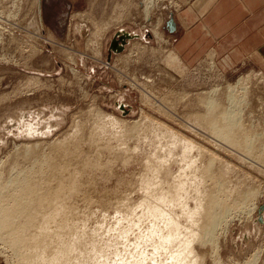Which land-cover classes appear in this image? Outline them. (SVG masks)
Listing matches in <instances>:
<instances>
[{
  "label": "rangeland",
  "instance_id": "1",
  "mask_svg": "<svg viewBox=\"0 0 264 264\" xmlns=\"http://www.w3.org/2000/svg\"><path fill=\"white\" fill-rule=\"evenodd\" d=\"M46 1H49L50 5L58 4V7L66 6L65 12L70 5L76 6V0H42L43 6ZM142 1L144 0H80L78 8L75 7L76 9L69 13L66 23L60 27L62 33L54 34L44 25L43 19L41 20L43 16L40 0H0V181L6 184L11 177H17L19 172L23 175L21 171L30 173L37 170L43 161L42 157L45 159L44 155L50 154L48 145L52 144L56 148L63 143V146H69V149L65 148V154L63 149L60 153V150H57L59 147L54 149L51 146L57 150L55 155L58 152L57 156H60L58 160L51 150L50 157L57 158L54 163L56 167L52 166L55 169L60 167V171L66 167L61 174L51 166L56 174H61H54L52 178L57 176L58 179V176L62 177L63 174V179L65 174L70 177L66 176L67 181L64 179V182H57L56 186L60 189L54 187L56 182H53L52 178V181L50 180L53 182L49 185L51 192L58 191L63 195V190H70V193L65 191L63 197L54 192L58 193L57 196L60 195L61 200L67 198L60 202L63 205L59 212L62 217L59 218L58 215L59 219H55V223H64L68 219V222L71 220L74 223L73 225L66 221L68 224L65 226L72 229L67 228L69 232L77 229L75 234L78 232L77 234L94 236V241L97 240L95 243H99L103 248L95 243V247L86 246V251L94 249L93 253L97 256L96 259L94 255H90L93 258L90 264H96L101 253L100 259L106 256L103 258L104 264L106 259V264H153L149 263L151 259H155L154 264H160V261L169 262L173 251L169 250L168 245L160 248L161 250L158 248L159 251L154 248L153 240L157 238V242L158 237L150 231L156 229L157 225L164 228L170 222L166 220L170 219L172 214L175 219L177 215L178 218L183 217L182 220L176 219L179 221L176 222L181 224L180 227L184 228L185 224L190 227V223L185 222L189 220L186 212L194 209V206H197L195 204H200L203 191L214 186L213 182L228 180L225 184L227 190L224 189L226 192L223 190V193L227 195L228 192L229 197L226 196L224 202L234 201V197H237L234 191L248 192L251 196L258 193V196L255 195V198L250 200L257 205L252 218L248 219L245 215L236 216L225 233L220 231L217 243L218 260L214 257L216 255H211L210 244L203 246L194 243L191 246L198 256L205 254L204 262L200 264H214V258L217 264H264V71L248 61L223 71L217 66L212 53L191 66L176 56L183 65L182 69L168 64L165 57L174 52L170 48L171 31L168 22L173 11L178 9L176 1ZM147 4L151 10L149 17L146 15ZM62 13L63 11L53 12L52 16L59 14V17ZM158 21L160 27L157 28V34L159 33L161 41L158 36H153V28ZM123 32L129 33V37H124L122 43ZM113 41H116V46L122 44L120 51L112 48ZM236 91L237 99H228L230 92L235 94ZM200 94L216 105L214 114L221 117L223 122L246 130L245 138L248 137L249 145L253 144L250 145V155L239 147L234 148L225 143L214 133L211 134L199 119L191 117L195 113L203 115L207 112V109L199 104L202 98ZM182 97L184 100H181ZM95 106L96 109L93 108ZM97 108L101 111V117H96L99 115L96 113ZM22 113L26 116L19 117ZM144 115H149L152 123H148L150 119L147 121ZM111 117L118 122L111 123ZM101 118L108 119L110 123L108 120H100ZM135 121L136 126L138 121L140 125L132 126L131 131L129 128ZM155 121L163 123L168 130L158 126ZM129 130L131 134L128 133ZM181 135L193 145L187 146ZM28 145L32 146L28 155L30 157L21 156V148ZM198 145L202 151L212 152L222 161H216L212 165L215 166L213 172L219 175H216V181L212 179L216 178L213 172L212 178H202L195 171L196 168L202 167V164V168L206 167L209 162V157L198 149ZM39 156L42 158L41 162ZM61 161L66 165L64 162L60 163ZM219 163L228 167L224 168ZM44 166H41L43 171L46 168H43ZM187 168H193L192 171L197 177L191 170L186 173L185 170H189ZM181 169L183 171H180ZM182 173L184 175L180 177ZM175 175L179 176L177 182L181 178L183 182L186 178V185L189 183L187 189L181 190L183 195L177 201L178 205L184 206V210L174 202L166 203L167 208L172 205L169 208L171 211L167 209L168 214L164 212L163 215L166 207L160 208L165 205H161V211L152 209L156 204L153 202V206L150 201L151 204L145 203L148 202L145 196L150 197L148 192L158 191L156 194H160V187L161 190L166 189V180L173 179L172 176ZM153 178H156V184ZM68 179H71L70 184ZM150 179L154 184L152 186L156 188L151 186L149 189L153 188L155 191H147L148 185L152 184L148 183ZM159 180L165 181L162 182L164 184ZM144 181L148 183L144 184L145 193L141 190ZM59 184L63 185V190ZM196 188L198 191L203 190V193H197ZM73 189H76V192L73 193ZM142 193L146 195L143 197ZM220 195L225 196L221 193ZM198 197L201 198L200 202ZM143 198L144 204L141 200ZM186 206L189 207L186 208L188 211ZM150 208L151 211L158 212V215L152 214ZM144 209H148L151 214ZM172 209L175 210L174 213ZM182 210L184 214H181ZM159 215L167 218L162 219ZM38 216L40 217L41 213H38ZM155 218L159 224L154 221ZM153 222L154 226H151ZM165 222L167 224H164ZM53 224H49L52 226L49 227L52 232L55 231L53 226L57 227ZM76 224L80 228H76ZM149 227H152V230ZM147 229L152 238H148ZM85 231L88 233L85 234ZM184 231L185 229L182 230ZM122 233L126 235L122 237ZM98 248L103 251L97 255ZM23 253V250L14 249L10 242H0V264H18V255ZM100 259L97 262L101 264Z\"/></svg>",
  "mask_w": 264,
  "mask_h": 264
},
{
  "label": "bare ground",
  "instance_id": "2",
  "mask_svg": "<svg viewBox=\"0 0 264 264\" xmlns=\"http://www.w3.org/2000/svg\"><path fill=\"white\" fill-rule=\"evenodd\" d=\"M145 1H147V0H144V1H142V2H145ZM169 1V0H168ZM171 1V0H170ZM146 3V2H145ZM148 3H149V1H148ZM155 3H157V1L155 2ZM158 4H159V2H158ZM157 4V5H158ZM170 4V3H169ZM175 4V3H174ZM149 4H147L146 6H148ZM151 5V4H150ZM171 5V4H170ZM154 6H156V5H154ZM143 7V6H142ZM146 8V15L148 14V17H149V11H151V10H149L150 8H149V6L148 7H145ZM152 8H154L153 7V4H152ZM154 11V10H153ZM142 12H144V10L142 11ZM145 13V12H144ZM143 13V14H144ZM151 13V12H150ZM146 18H147V16H146ZM162 18V17H161ZM13 19V18H12ZM118 19V18H117ZM118 21V20H117ZM10 22V21H9ZM151 22V21H150ZM162 22H163V20H162ZM149 23V22H148ZM96 25V24H95ZM150 25V24H149ZM97 26V25H96ZM105 26V25H104ZM151 26V25H150ZM159 27H160V21H158V23H157V25H155L154 26V35L153 36H155V37H157L158 35H159V33L157 34V28L159 29ZM98 28V27H97ZM151 30V29H150ZM98 31V30H97ZM152 32V31H151ZM97 33V32H96ZM97 35V34H96ZM162 36V35H161ZM14 37V36H13ZM99 37H101V36H99ZM158 39H159V36H158ZM160 41H161V39H159ZM163 40V39H162ZM138 48V47H137ZM144 49V48H143ZM132 55V54H131ZM166 62L169 64L170 63V65H173V66H175L177 69H182V67H183V65L180 63V61L178 60V58L176 57V55H175V53L174 52H171V53H169L166 57ZM213 58H214V56H213ZM212 61V60H211ZM182 65V66H181ZM185 68V67H184ZM181 72V71H180ZM179 72V73H180ZM183 72V71H182ZM178 73V72H177ZM31 81H32V79H31ZM148 81V80H147ZM137 83V82H136ZM239 84V83H238ZM174 93V92H173ZM184 93V92H183ZM183 93H181V94H183ZM233 93V92H232ZM231 92H230V94L228 95V99H230V100H235V99H237V97H238V95H236L237 94V91H236V93L235 94H232ZM184 94H186V93H184ZM244 94H245V92H244ZM180 95V94H179ZM190 95V94H189ZM201 95V94H200ZM178 96V95H177ZM182 96H185V95H182ZM186 96H188V93H187V95ZM196 96H198V95H196ZM243 96V95H242ZM180 97H181V95H180ZM194 98H195V96H193ZM198 97H200V96H198ZM201 97H202V95H201ZM184 97H182V99L181 100H184L183 99ZM186 98V97H185ZM197 98V97H196ZM144 99V98H143ZM145 100V99H144ZM242 100V99H241ZM148 101V100H147ZM179 101H180V98H179ZM198 101H199V99H198ZM259 101V100H258ZM145 102V101H144ZM147 104H148V102H146ZM264 103V102H263ZM199 104H201V105H203L207 110V112H205V114H203V115H201V114H196L195 113V115H192L191 117H193V118H195V119H199L201 122H202V124H204L205 125V128H207L209 131H210V133L212 134V133H214L215 134V136H217L218 138H220V139H222V141H224L225 143H227V144H229V145H231V146H233L234 148L236 147V148H241V149H243V151L245 152H247L248 154L249 153H251V150H249L250 149V145H253V144H248V137L247 138H245L247 135H246V133H245V135H244V132H246V130L243 128V129H241V128H234L233 126H231V125H229V123H227V122H223L222 120H221V117H219V116H216L214 113V108L216 107V105L213 103V102H211V101H209V99L208 98H205V95L202 97V98H200V103ZM151 106V105H150ZM215 106V107H214ZM260 106H261V104H260ZM93 108H95L96 109V106L95 107H93ZM94 109V110H95ZM98 109V108H97ZM91 110H93L92 109V107H91ZM99 110V109H98ZM98 110H96L95 112L96 113H99V115L98 116H96V115H94L95 113H91V114H93L94 116H96V117H99L100 116V113H101V111L99 110V112H98ZM90 112V111H89ZM91 112H93V111H91ZM192 113H190V115H191ZM194 114V113H193ZM102 115V118H103V113L101 114ZM146 115V114H145ZM145 115H144V117H145ZM22 116H26V114H21L19 117H22ZM149 115H147L144 119H146L147 121H148V119H150V121H148V123H152L151 122V118H149L148 117ZM151 116V115H150ZM186 116H187V114H186ZM101 117V116H100ZM154 117V116H153ZM188 117V116H187ZM102 118L100 119V120H102ZM104 118H106L105 117V115H104ZM107 118H108V116H107ZM110 118V117H109ZM112 118V122L111 123H113V122H118V120L117 121H114V119H113V117H111ZM99 119V118H98ZM143 119V120H144ZM154 119V118H153ZM96 120H97V118H96ZM107 120L108 119H104V120H102V121H106L107 122ZM157 120V119H156ZM102 121H100V122H102ZM109 121V120H108ZM145 121V120H144ZM99 122V123H100ZM146 122V121H145ZM98 123V124H99ZM109 123H110V121H109ZM135 123H137L136 121L135 122H133L132 123V125L130 126V130L132 131L133 129H131V127L132 126H134V127H139L138 125H140L139 123H140V121H138V124H137V126H136V124ZM147 123V122H146ZM155 123L156 124H159L158 126H163L164 127V125H162V124H160V123H158L157 121H155ZM154 123V124H155ZM120 124V123H119ZM118 124V125H119ZM134 124V125H133ZM142 124V123H141ZM144 124V123H143ZM185 124V123H184ZM201 124V125H202ZM123 125H125V123L123 124ZM198 125H199V123H198ZM103 126V125H102ZM126 126V125H125ZM146 126V125H145ZM165 126H167V125H165ZM127 127H128V124H127ZM169 127V126H168ZM79 128V127H78ZM124 128H126V127H124ZM123 128V130H125ZM143 128V127H142ZM154 128V127H153ZM189 128V127H188ZM246 128V127H245ZM135 129V128H134ZM137 129V128H136ZM163 129H165V127L163 128ZM38 130V129H37ZM127 130V129H126ZM128 131V133L129 132H131V131ZM142 130V129H141ZM166 131L168 130V128L167 129H165ZM171 130V129H170ZM169 130V131H170ZM35 131V130H34ZM164 131V130H163ZM172 131V130H171ZM141 132V131H140ZM216 133H218V134H216ZM248 133V132H247ZM129 134H131V133H129ZM249 134V133H248ZM162 136V135H161ZM163 136H164V132H163ZM250 136H252V135H250ZM119 137V136H118ZM181 137H183L182 135H181ZM250 138V137H249ZM183 139H184V141L185 142H187V146H188V144L191 146V145H193L192 144V142L191 141H189V139L187 140L186 138H184L183 137ZM178 140V139H177ZM256 141H258V139L256 140ZM260 141H261V139H260ZM66 142V141H65ZM253 143V142H252ZM61 144V143H60ZM67 144V143H66ZM258 144H259V142H258ZM257 144V145H258ZM56 145V144H55ZM58 145V144H57ZM56 145V146H57ZM64 145H65V143H64ZM184 145H185V143H184ZM183 145V146H184ZM22 146V145H21ZM49 147H50V154H51V150H53L52 151V153H54L53 155H55V153H56V151L58 150H60V153H61V149H63L62 151H63V153L66 151L65 150V148H68L66 145L65 146H63V143L60 145V147L59 146H57V147H59L60 149H58L57 147V150L55 151L54 149H56L55 148V146L53 147L52 146V144L51 145H48ZM54 148V149H52V147ZM64 148H63V147ZM30 147H32L31 145H30ZM30 147H29V145L28 146H24V147H22L21 149H22V152H20L19 154H21V153H23V154H21V156L23 155V157H27L28 155H29V152H31L30 151ZM34 147V146H33ZM197 147V146H196ZM249 147V148H248ZM252 147V146H251ZM18 148V147H17ZM36 148V147H35ZM188 148V147H187ZM34 149V148H33ZM69 149V148H68ZM198 149L200 150V151H202L201 150V147H199V145H198ZM55 151V152H54ZM69 151V150H68ZM250 151V152H249ZM254 151V150H253ZM19 152V151H18ZM67 152V151H66ZM202 152H204V155H207L208 157H209V159H208V161L209 162H207V166H206V164H205V166L206 167H204V168H202L203 167V164H202V167H200V168H196L195 169V171H197V174L200 176V177H202V176H204V178L206 177H209V178H212V172H213V168L215 167H212V165H214V163L216 162V161H218V162H221L222 163V161L221 160H219V158H218V156L217 155H215V154H213L212 152H209V151H206V150H204V151H202ZM245 152V153H246ZM198 153V152H197ZM246 153V154H247ZM253 153V152H252ZM50 154H48L49 156H47V155H44V156H46L45 157V159H44V157H42L43 158V161L41 160L42 158L39 156V161L41 162V165H39L40 167L41 166H44L43 168H45L44 170L45 171H43V169H42V167L40 168L39 166V168L36 170H32V172H25L26 170H24L23 172L25 173H23L22 171H21V173L23 174V175H21V174H17L18 176L16 177V175H15V177L12 179V177L10 178V181L8 182V183H6V184H4V183H2L1 181H0V242H10V244H11V246L14 248V249H16V250H23L24 251V253H23V255H21V254H19L18 255V264H90V262H91V260H93V258H91V256H93L95 253H93V251H94V249L92 248V247H95L94 245L96 244L97 246H98V244L97 243H95L97 240H96V238L98 237V236H95L96 238H95V240L96 241H94V236L93 237H90V236H85V235H81V234H75V230H77V229H73V232H69V230H66L67 228H70V227H68V226H65V225H67L68 223H72L71 222V220H69L70 222H68V219L63 223L62 221H60V222H58V224H56L55 223V219L57 220V219H59L60 217H62L61 215H60V208H63L62 206V201L64 200L65 201V199H67L66 197L65 198H62L63 200H61V197H63V195H65L64 194V192L65 191H67L68 190V193H70L69 191V188H67V190H63L64 189V187H63V185H60V187L62 186L63 188H62V190L64 191H61V192H63L62 194L63 195H61V193H59L58 191H53V192H51L52 191V188H51V190H50V180L52 181V179L54 180L53 182H56L55 183V188H59V187H57L58 185H57V182L58 183H60V181H67V178H70V177H68L66 174H65V180L62 178V177H64L63 175H62V177H60L61 176V174H62V172L66 169V167H64V168H62L63 170H61L60 171V167H59V164H57V166L59 167V168H57V169H59V170H57V169H55V165L56 164H54V163H56L55 162V160L58 158V157H60L59 155L57 156V154H59L58 152H57V154L55 155V157H57V158H53V156L52 157H50ZM65 154V153H64ZM61 155V154H60ZM199 155V154H198ZM203 155V156H204ZM250 155V154H249ZM253 155V154H252ZM196 156V155H195ZM202 156V157H203ZM28 157H30V156H28ZM36 157V156H35ZM63 157H64V155H63ZM62 157V158H63ZM66 157H67V155H66ZM66 157H65V159H66ZM202 157H200V158H202ZM205 157V156H204ZM203 157V158H204ZM193 158V157H192ZM198 158H199V156H198ZM202 158V159H203ZM207 158V157H206ZM258 158V157H257ZM263 159H264V156L262 157ZM36 159V158H35ZM64 159V158H63ZM58 160H60L59 158H58ZM201 160V159H200ZM254 160V159H253ZM256 160H258V159H256ZM37 161V160H36ZM195 160H193V162H194ZM204 161V160H203ZM255 161V160H254ZM259 161V160H258ZM64 162V161H63ZM63 162L61 161L60 163H62L63 164ZM59 163V162H58ZM66 163H67V161H66ZM221 163H219V164H221ZM226 163V162H225ZM33 164V163H32ZM36 164H39V163H37L36 162ZM42 164H44V165H42ZM64 164H65V162H64ZM195 164H196V162H195ZM227 164H229V163H227ZM34 165H35V163H34ZM55 166V167H53V166ZM61 165V164H60ZM66 165V164H65ZM64 165V166H65ZM159 165V164H158ZM189 165V164H188ZM222 166H223V164H221ZM33 166V165H32ZM37 166V165H36ZM35 166V167H36ZM51 166L55 169V171H60L61 172V174H60V172L58 173L60 176H58L60 179L62 178V180H59L58 181V179H57V176H56V178L54 179V178H52L53 176H55V175H58V174H56L52 169L53 168H51ZM146 166V165H145ZM201 166V165H200ZM224 166H227V165H225L224 164ZM223 166V167H224ZM231 166V165H230ZM61 167H63V166H61ZM156 167V166H155ZM159 167V166H158ZM161 167V166H160ZM186 167H188L187 165H186ZM191 167H193V166H191ZM228 167V166H227ZM226 167V168H227ZM34 168V167H33ZM194 168H195V166H194ZM225 168V167H224ZM234 168V167H233ZM48 169H50V170H48ZM156 169H158L157 167H156ZM187 169H189V168H187ZM163 170V169H162ZM166 170V169H165ZM192 171L193 170V168L191 169H189V170H185V172L187 173V171ZM226 170H228V169H226ZM226 170H223V171H226ZM13 171V170H12ZM66 171H68V170H66ZM66 171L64 172V173H66ZM156 171V170H155ZM180 171H183V169H181ZM190 171V172H191ZM222 171V170H221ZM222 171V172H223ZM14 172H16L15 170H14ZM161 172V171H160ZM185 172H183V173H185ZM193 172V171H192ZM226 172H228V171H226ZM13 173V172H12ZM69 173H70V171H69ZM69 173H68V175H69ZM162 173V172H161ZM182 173V175H180V177L181 176H183L184 174ZM194 174H195V172H193ZM192 173V174H193ZM55 174V175H54ZM149 174V173H148ZM164 174V173H163ZM179 174H181V173H179ZM190 174V173H189ZM197 174H195V175H193V176H195V177H197ZM213 174L215 175V177L216 178H212L213 179V181H216V179L218 178L217 176H219L218 174H215L214 172H213ZM222 174H224V173H222ZM70 175H71V173H70ZM173 175V174H172ZM217 175V176H216ZM66 176H67V178H66ZM160 176V175H159ZM163 176V175H162ZM161 176V177H162ZM173 177V179L172 178H170V179H172L170 182H168L170 179H168V181L166 180V182H167V184H166V182L165 181H162V182H165V185L167 186L168 185V187H166V189H163L162 188V190H161V187H160V194H156V192L158 193V191H156V192H148L149 193V195H150V197L148 196H145L143 193H145V192H143V189H145L144 187H145V185H148V183L149 184H151V185H148L149 187H148V189H147V191L148 190H150V191H155V190H153V188H156V187H154V186H152V185H154V184H156V182L154 181V179L156 180V178H153V181L155 182L154 184H153V181L151 182V179H150V182H148L147 184H146V182L145 183H142L143 185V187H142V194H143V197L145 196V198H147L148 200V202H145L144 200V198L143 199H141V200H143L142 201V203L143 202H145V203H148V204H151L150 202H152V204H153V206H154V203L156 204V206H154V207H152V209H155V210H157V209H159L160 207H162L161 205H165L166 203H170V204H176L177 206H180V205H178L177 203V201L179 200V198L183 195V194H181V190L183 191V188L185 189H187L188 187H186V186H188L189 185V183L187 182V184L188 185H186V178H185V181H181L182 180V178H181V180L180 181H178L177 182V179H179V176H176L175 175V177L174 176H172ZM52 178V179H51ZM160 178V177H159ZM194 178V177H193ZM203 178V177H202ZM201 178V179H202ZM162 179V178H161ZM198 179V178H197ZM56 180V181H55ZM163 180H164V178H163ZM211 180V179H210ZM71 181V179L69 180L68 179V183ZM147 181V180H146ZM206 181V180H205ZM228 181V180H227ZM227 181H220L219 183L218 182H213L214 184V186H212V187H210V189H205L203 192L202 191H200V192H202L203 193V198L201 199V202L199 201L200 199H199V197H200V195H199V197H198V201L200 202V204L199 203H197V204H195V205H197V206H194L195 208L192 210V209H190V211H188L189 209H186V208H189V207H185V209L188 211V212H186L187 214H186V216L188 215V221H190V222H188L186 219V223H190V227H188L187 226V224H185V225H183L184 226V228L181 226L180 227V225L181 224H179L178 222V220H176L177 218H178V215H177V217H176V219H175V216L172 214V217H170V219L168 218L166 221H168L169 223L167 224V222H165L164 224H167V225H165V227L164 228H161V226H159V225H157V226H159V227H157L156 226V229H154V230H152L150 227V230H152V231H150L152 234H156V237H158V240H157V242L155 241V240H153V243H154V245H153V247L154 248H156V249H160V248H162L163 246H169L168 248H169V250L171 249L172 251H173V254L172 255H170V260H169V262H168V260H167V262L165 263V262H162V261H160V264H200V263H203L204 262V258H205V254H202V255H197V253H196V251L194 250V248L192 247L193 245H194V243H199V244H201V245H207V244H210L211 246H212V248H211V251L212 252H210L211 253V255H216V256H214V257H217L218 255V253H217V251H218V245H217V243H218V237H219V235L221 234V233H225L227 230H228V226H229V224L233 221V219H234V217H236V216H238V217H240L241 215H245L246 217L248 216V219H250V218H252V215H253V213L255 212V210H256V208H257V205H255V203H251L250 202V200H251V198H255V195L256 196H258L257 194L258 193H255L254 194V196L252 195L251 196V194H249L248 192H240V191H234L235 193V196H237V197H234L235 199L237 198V200L235 201V199H234V201L235 202H237V204L234 202V201H232L231 203L230 202H224L223 200H224V198L226 197V196H228V192H227V195H225L224 193L226 192L224 189H226L225 188V184H227L228 182ZM53 182L51 183V184H53ZM159 182L160 183H162L160 180H159ZM185 182V183H184ZM62 183V182H61ZM169 183V184H168ZM177 183V184H176ZM195 183V182H194ZM62 184H64V183H62ZM66 184V183H65ZM70 184V183H69ZM69 184H68V187H70L69 186ZM71 184H72V182H71ZM76 184V183H75ZM145 184V185H144ZM158 184V183H157ZM162 184H164V183H162ZM161 184V185H162ZM57 185V186H56ZM73 185H74V183H73ZM72 185V186H73ZM140 185H141V183H140ZM65 186V185H64ZM153 187L152 189H149L150 187ZM157 186V185H156ZM158 186H160L159 184H158ZM157 186V187H158ZM179 187V188H177V187ZM53 187V186H52ZM74 188L76 187V186H73ZM190 187V186H189ZM55 188H53V189H55ZM66 188V187H65ZM71 188V187H70ZM238 188V187H237ZM56 189V190H57ZM60 189V188H59ZM159 188H157V190H158ZM76 189H73L72 191H73V193H74V191H75ZM190 190V189H189ZM196 190H197V188H196ZM223 190H224V193H223ZM227 190V189H226ZM3 191H5L6 193H3ZM71 191V192H72ZM198 191V190H197ZM197 192V193H200V192ZM54 192H58L60 195H61V197L59 198V196H57V194L58 193H54ZM76 192V191H75ZM66 193V192H65ZM66 194V196L67 195H69V194ZM153 193V194H152ZM155 193V194H154ZM220 193L221 194H223V195H225V196H221L220 195ZM195 194V193H194ZM70 196H71V194H70ZM198 196V195H197ZM202 196V195H201ZM68 198H69V196H67ZM177 197V198H176ZM229 197V196H228ZM231 197V196H230ZM233 197V196H232ZM150 198V199H149ZM185 198V197H184ZM197 198V197H196ZM226 199V198H225ZM150 201V202H149ZM185 201V200H184ZM196 201H197V199L195 200V203H196ZM61 202V203H60ZM154 202V203H153ZM174 202V203H173ZM251 203V204H250ZM61 204V205H60ZM63 204H66L65 202H63ZM144 204V203H143ZM142 204V205H143ZM187 204V203H186ZM199 204V205H198ZM167 205V204H166ZM166 205L163 207V208H160V209H164L165 207H166ZM169 205V204H168ZM175 205V206H176ZM143 206H145V205H143ZM147 206V205H146ZM150 206V205H149ZM149 206H147V207H149ZM152 206V205H151ZM150 206V207H151ZM171 206L172 205H170V207L169 208H171ZM174 206V205H173ZM59 207V208H58ZM181 207V209H183L184 210V208H182V207H184V206H180ZM233 207V208H232ZM169 208H167L166 207V211H163V215L165 214V213H167V209H168V211L170 210L171 211V209H169ZM149 209V208H148ZM148 209H146V210H148ZM159 209V211H161ZM145 209H144V211H146ZM155 210H152L151 211V208H150V211L152 212V214H154L155 216H156V214L158 215V210L156 211L157 213H155ZM174 209H172V212L174 213V211H173ZM183 210H182V212H183ZM143 211V212H144ZM149 210H148V212L147 213H149L150 212ZM154 211V212H153ZM169 211V212H170ZM177 211V210H176ZM264 211V210H263ZM151 212H150V214H151ZM165 212V213H164ZM38 213H41V216L39 217L38 216ZM59 213V214H58ZM144 213H146V212H144ZM144 213H143V216H144ZM145 214V215H148V214ZM161 214H162V212H160ZM159 213V214H160ZM176 213V212H175ZM168 214V213H167ZM181 214H184V212L183 213H181ZM58 215H60V216H58ZM142 215V214H141ZM162 215V216H163ZM169 215H171L170 213H169ZM263 215V214H262ZM57 216L59 217V218H57ZM153 216V215H152ZM151 216V218H153V217H155V216H153L152 217ZM160 216V218H162V219H166L167 218V216L166 217H161V215H159ZM158 216V217H159ZM185 216V215H184ZM185 216V217H186ZM179 218H180V216H179ZM178 218V219H179ZM181 218H183L182 216H181ZM180 218V219H181ZM149 219V218H148ZM60 220H62V219H60ZM152 220V219H151ZM154 220V219H153ZM152 220V221H153ZM158 220H160V222H164V221H161V219H158ZM182 220V219H181ZM53 221H54V224H56V226L57 227H54L53 226V229L55 228V231H51L52 230V228H50V230H49V227H52V226H50L49 224L52 222V224H53ZM64 221V220H63ZM145 221V220H144ZM154 221H157V218H155V220ZM176 221H178V222H176ZM159 221H157V223H158ZM67 223V224H66ZM151 223V222H150ZM156 223V224H157ZM53 224V225H54ZM73 225H74V223H72ZM152 224V223H151ZM150 224V225H151ZM155 224V225H156ZM159 224V223H158ZM164 224L162 225V226H164ZM178 224H179V226H178ZM70 225V224H69ZM149 225V226H150ZM72 226V225H71ZM76 226V228L77 227H79L77 224L75 225ZM151 226H154V222H153V225H151ZM180 227V228H179ZM75 228V227H74ZM80 228V227H79ZM180 229H181V231H180ZM183 229H185V231L184 232H182V230ZM70 230H72L71 228H70ZM79 231H80V229H78ZM82 231V230H81ZM126 231V230H125ZM145 231V230H144ZM220 231H221V233H220ZM86 232V231H85ZM84 232V233H85ZM91 232V231H90ZM97 232V231H96ZM127 232V231H126ZM146 232V231H145ZM148 229H147V235H148ZM149 232V233H150ZM157 232V233H156ZM182 232V233H181ZM82 233H83V231H82ZM88 232H86L85 234H87ZM93 233H94V231H93ZM98 233V232H97ZM146 233H144V234H146ZM92 233H90V235H91ZM123 234V236L122 237H124V235H126L125 233H122ZM152 234H151V236L150 235H148V238H149V236L152 238ZM248 234V233H247ZM89 235V234H88ZM92 235H94V234H92ZM96 235V234H95ZM142 235H143V233H142ZM113 236V235H112ZM128 236V235H127ZM246 236V235H245ZM120 237H121V234H120ZM153 237H154V235H153ZM142 239V238H141ZM145 239V238H144ZM245 239H247V237L245 238ZM149 240V239H148ZM151 240V239H150ZM120 241V240H119ZM155 241V242H154ZM95 243V244H94ZM121 243V242H120ZM153 243H151V244H153ZM110 244V243H109ZM92 246V247H90V248H92L93 249V251H86V248L88 249V247H86V246ZM139 245V244H138ZM192 245V246H191ZM101 245L99 244V247H100ZM85 247V248H84ZM152 247V246H151ZM200 247V246H199ZM89 248V249H90ZM100 248H103V247H100ZM96 249V248H95ZM111 249V248H110ZM159 249H158V251H159ZM167 249V248H166ZM165 249V250H166ZM161 250V249H160ZM165 250H163V251H165ZM96 251H97V249H96ZM103 250H99V248H98V252L99 253H97V255L98 254H100V252H102ZM154 251V250H153ZM95 252V251H94ZM166 252H168V251H166ZM169 252H171V251H169ZM161 253H162V251H161ZM257 253V252H256ZM131 254V253H130ZM135 254V253H134ZM91 255V256H90ZM106 255V254H105ZM118 255V254H117ZM95 256V255H94ZM100 256V258H101V256H102V253L99 255ZM98 256V257H99ZM129 256V255H128ZM256 256V255H255ZM97 256H95V258H96ZM106 257V256H105ZM105 257H102V259H100V258H98V260L100 259V260H102V261H100V262H102L103 264H104V261H103V258H105ZM135 257V256H134ZM168 257V256H167ZM212 258H213V256H211ZM256 258V257H255ZM97 259V258H96ZM257 259V258H256ZM95 260V259H94ZM97 260V261H98ZM152 261H149V263L151 262V263H155L154 261H155V259H151ZM154 260V261H153ZM214 260H215V263H216V261L218 260V257H217V260L214 258ZM214 260H213V262H214ZM254 260V259H253ZM96 261V260H95ZM96 261V264L98 263ZM106 261H107V259H106ZM106 261H105V264H106ZM166 261V260H165ZM93 263V262H92ZM101 263V264H102ZM214 263V264H215ZM95 264V263H94ZM98 264H100V263H98ZM158 264V263H157ZM217 264V263H216ZM248 264H253V263H248Z\"/></svg>",
  "mask_w": 264,
  "mask_h": 264
},
{
  "label": "crops",
  "instance_id": "3",
  "mask_svg": "<svg viewBox=\"0 0 264 264\" xmlns=\"http://www.w3.org/2000/svg\"><path fill=\"white\" fill-rule=\"evenodd\" d=\"M41 1V20L54 34L62 33L60 27L80 3L76 0V6L70 5L65 12L66 6L49 1L43 6ZM175 1L178 9L171 14L170 48L184 63L191 66L212 53L223 71L245 61L264 71V0ZM61 11V16H52Z\"/></svg>",
  "mask_w": 264,
  "mask_h": 264
},
{
  "label": "water",
  "instance_id": "4",
  "mask_svg": "<svg viewBox=\"0 0 264 264\" xmlns=\"http://www.w3.org/2000/svg\"><path fill=\"white\" fill-rule=\"evenodd\" d=\"M168 24H169V26H170V31L172 30V27H173V23H172V19H171V17H170V19H169V22H168ZM122 35H121V42L123 43V41H124V37H129V33H127V32H123V33H121ZM122 44L121 45H117L116 46V41H113V44H112V48L113 49H115V50H117V51H120L121 49H122Z\"/></svg>",
  "mask_w": 264,
  "mask_h": 264
}]
</instances>
